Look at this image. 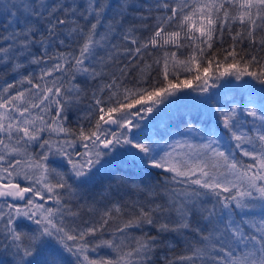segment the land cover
Returning a JSON list of instances; mask_svg holds the SVG:
<instances>
[{
    "label": "snow or ice",
    "instance_id": "1",
    "mask_svg": "<svg viewBox=\"0 0 264 264\" xmlns=\"http://www.w3.org/2000/svg\"><path fill=\"white\" fill-rule=\"evenodd\" d=\"M0 17L19 77L0 89V264H264V0H0ZM228 78L247 98L215 109L222 134L130 137Z\"/></svg>",
    "mask_w": 264,
    "mask_h": 264
},
{
    "label": "rangeland",
    "instance_id": "2",
    "mask_svg": "<svg viewBox=\"0 0 264 264\" xmlns=\"http://www.w3.org/2000/svg\"><path fill=\"white\" fill-rule=\"evenodd\" d=\"M225 83L223 82L221 86ZM213 88H209L208 93L199 94L197 92L189 89L188 96H185L184 92L178 93L176 97H170L169 100L165 103L164 106L158 108V111L152 116L146 118V122L142 121H134L138 122L140 127L137 129V135L142 133V130H148L149 128H154L160 126L165 121H171V124L175 126L172 130L171 135L167 137L165 141H156L160 145H164L165 143L173 144L175 141H188L190 144H198L200 143V139L198 136H194L191 134L184 133V129L188 123H191L196 128H204L211 125L214 128H217L218 134H222L224 130H220L222 126H219L218 116L215 112V109L220 108L224 109L231 104L232 99H236L237 101H241V97L243 96L246 99V94L243 89L238 88L235 90H227L228 87H222L219 91L212 90ZM211 91H214L210 94ZM182 97H184L182 99ZM175 98V106L172 100ZM185 120L180 126L177 125V121ZM197 121L193 122V119ZM220 127V129H218ZM115 129V125L112 126ZM130 132L129 135L133 139H138V137H134V131ZM126 131V130H125ZM183 133V134H182ZM178 152H187L189 149L183 144L176 146ZM127 150L135 151L132 149H117V155L119 158V154L124 153ZM170 150V149H169ZM83 151V150H82ZM67 166L65 165V168ZM70 183L73 181L70 180Z\"/></svg>",
    "mask_w": 264,
    "mask_h": 264
},
{
    "label": "trees",
    "instance_id": "3",
    "mask_svg": "<svg viewBox=\"0 0 264 264\" xmlns=\"http://www.w3.org/2000/svg\"><path fill=\"white\" fill-rule=\"evenodd\" d=\"M112 2L115 3L116 0H112ZM0 23H2V17H0ZM0 30H2V29H0ZM229 44H231V38L229 37V35L227 33H225L223 47H228ZM244 47H245L246 50H248V45L247 44H245ZM216 48L218 50L222 51L221 46L219 44L216 45ZM256 54L264 55V52H258ZM23 72H24L25 75L28 72H33V73H35L38 76L39 72H40V69H39V67L33 65V66H30L27 69H24ZM152 75L155 76L156 73L153 72ZM191 75L192 74L182 73L181 74V79H183L185 76H189V78H190ZM15 79H19V77H14L12 74L6 73L5 69L0 67V89H2L4 86H6L5 85L6 81L7 82H14ZM245 79H247V78H245ZM223 82L225 84L223 86H221V84ZM124 83L130 88L131 87H135L136 86L135 74L133 73V74L129 75L127 77V79L124 81ZM196 83L197 82H195V81L193 82V88L196 87ZM210 83H211V81H210ZM252 83H254V82H252ZM219 84H220V87L213 88L212 90L216 89L217 91H219V89H221L222 87L224 88V86L228 87L229 89H227V90H229V91L240 88V84L237 81H235L234 79H231V78H228V79H225V80H221V81H219ZM28 87H30V86L27 85L26 83L23 84V85H20V84L16 85V88L20 89V90L27 89ZM254 87H255V89L259 90L261 88V85L254 84ZM188 91H189V89L185 90V93H184L185 96H188ZM14 92H15V89L13 90V93ZM213 92L214 91H211L210 94H212ZM183 98L184 97H182V99ZM172 102L174 103V106H175V98L172 100ZM85 103H87V101H85ZM149 103H151V102H149ZM164 105L165 104L159 105L158 108L161 107V106H164ZM82 107H83V105H82ZM158 108L154 111L153 114L147 115L143 120H140V121L147 123L146 122V118L149 117L151 119L152 116H154V114L158 111ZM70 117L71 118H70V121H69V125L74 128L76 126V124H75V114L74 113L70 114ZM184 121L185 120H182V117H181V120L177 121V125L180 126L182 123H184ZM192 121L195 122L197 120L194 118ZM174 128H175V126L172 125L171 121L168 120V121L163 122L158 127L149 128L148 130H142V133L138 134V135L136 134L137 133V129H135V128H133V129H135L134 137H138L139 136L138 139L141 140L142 142L151 143L153 141H155V142L156 141H165L167 139V137L171 135V132H172V130ZM218 129H220V127H218ZM220 130L222 131L223 128H221ZM82 150L83 149H81V151ZM237 158L242 160V161H244V162H246V163H250L251 162L247 157H241V156L238 155ZM56 163H57V165H59L61 163V161L58 160ZM23 183L24 182L21 181L22 186H23ZM177 254H180V249L179 248L177 249Z\"/></svg>",
    "mask_w": 264,
    "mask_h": 264
},
{
    "label": "water",
    "instance_id": "4",
    "mask_svg": "<svg viewBox=\"0 0 264 264\" xmlns=\"http://www.w3.org/2000/svg\"><path fill=\"white\" fill-rule=\"evenodd\" d=\"M131 132H133V129H132V131Z\"/></svg>",
    "mask_w": 264,
    "mask_h": 264
}]
</instances>
